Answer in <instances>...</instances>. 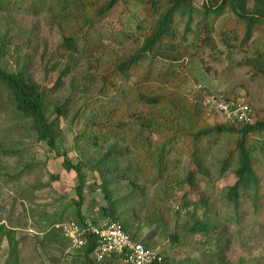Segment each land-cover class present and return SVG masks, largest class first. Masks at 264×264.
Segmentation results:
<instances>
[{
    "label": "rangeland",
    "instance_id": "obj_1",
    "mask_svg": "<svg viewBox=\"0 0 264 264\" xmlns=\"http://www.w3.org/2000/svg\"><path fill=\"white\" fill-rule=\"evenodd\" d=\"M194 4L201 9L203 0H194ZM252 6L253 0H248V7ZM226 15L219 17L215 29ZM199 18L195 15L191 28ZM177 22L181 35L186 23ZM140 25L148 27L149 23L139 4L120 1L95 26L93 37L101 43L98 49L92 55L76 53L64 45L62 24L47 1L28 0L8 10L0 9V45L7 47L4 63L8 70H25L42 86L52 87L61 71L67 72L61 87L47 94V101L48 105H60L69 99L70 114L60 118L63 136L58 142L82 166L84 218L105 217L101 208L109 203L101 175L92 165L115 143L123 155L110 163L118 166L107 175L113 181L110 190L121 213L118 220L129 222V232L136 234V240L167 252L174 264H210L222 248L228 264H264V131L257 136L253 151L259 178L257 199L242 191L238 206H234L225 195L237 180L236 157L222 171L228 138L214 135L206 139L201 146L208 149L200 153L197 148L201 147L194 144L191 135H178L170 144L167 134L152 126L153 121H162L156 108L133 99L136 94L169 90L170 96H181L182 102L190 103L194 92L203 96L225 92L245 95L256 111H262L264 75L254 74L243 57H230L217 31L212 34L213 45L205 46L192 30L180 45L179 61L148 55L128 71L126 78L116 79L115 85L102 93V66L138 47ZM148 68L155 76L140 87ZM111 99L121 107V122L112 127L108 143L91 146L81 136L90 107ZM206 118L209 124L221 123L219 117ZM31 126L30 119L16 112L9 87L0 80V223L16 230L17 264H85L83 248L75 245L63 228L79 219L73 200L80 179L74 170L65 169L62 156L48 153L47 144L37 139ZM123 132L124 139L119 137ZM161 143L168 152V178H158L154 165L145 159L146 153ZM202 196L207 205L201 202ZM194 217L208 219L214 228L206 235L191 232ZM57 226L62 232L53 243L43 244L42 234ZM173 234L178 236L176 243L172 242ZM8 250L5 239L0 244V264H6ZM104 264L124 263L115 260Z\"/></svg>",
    "mask_w": 264,
    "mask_h": 264
},
{
    "label": "trees",
    "instance_id": "obj_2",
    "mask_svg": "<svg viewBox=\"0 0 264 264\" xmlns=\"http://www.w3.org/2000/svg\"><path fill=\"white\" fill-rule=\"evenodd\" d=\"M27 1L0 0V9L8 10L16 4H24ZM45 1H47L54 17L62 24L64 30L63 43L66 48L76 53L83 51L87 55H92L98 49V44H101L100 40H95L93 37L95 26L114 9L116 4L120 1L127 2L128 0ZM131 1L139 4L145 12L149 26L140 25L142 27V40H139L137 48L118 55L111 62H107L105 66H102L103 74L99 80L102 93H107L115 85L116 79L126 78L128 71L137 67L144 60V57L148 55L153 58L163 57L172 62L179 61L181 59L180 45L185 42L186 33L192 32V30L196 35L195 39L203 42L205 46H208L209 43L213 45L212 34L217 31L230 57L235 55L243 57L245 63L250 66L254 74L264 75V0H253L251 8L248 7V0H203L201 9L195 6L194 0ZM225 13L229 15L224 17L220 28L215 29L217 20ZM195 15H199L200 18L194 28H191ZM178 19H180V22L185 20L186 23L185 31L181 35L178 34L176 28L179 23L177 22ZM177 38H179V41H177ZM6 54L7 47L1 44L0 80L4 81L9 87V95L14 109L22 118L31 120V127L36 132L37 139L47 144L48 153L62 156L65 169L68 171L74 170L77 173L80 184L76 187V196L73 202L79 218L78 221H83L85 218L81 215V207L85 180L82 166L80 163H75L69 157L67 150L62 146L59 147L58 142V139H62L63 136L60 118H66L70 114L69 99L60 105H48L47 101V94L61 87L67 72L62 70L57 77L56 83L48 88L42 86L25 70H8L4 63ZM153 76H155L154 73L148 68L140 79V87ZM72 83L74 84L73 87L76 88L74 81ZM168 92L169 90H166L162 94L150 95L140 93L134 95L133 99L137 104L146 102L151 108H156L155 113L162 121L159 123L153 121L152 126H158L159 129L165 132L167 134L166 141L170 144L175 142L178 135H191L194 144L197 147H201L197 148V152L202 151V149H205V152L208 147L202 148L201 145L206 144V139L214 135L227 137L229 141L222 161V171H225L236 157L237 167L234 171L237 175V180L228 187L225 195L226 199L234 206H238L240 194L245 191L256 200L259 178L255 171L257 160L253 155V151L257 147V136L264 131V110L256 111L253 107L258 116V120L255 123H245L240 126H227L223 123L209 124L206 112L200 103L203 96L200 92L192 94L194 101L190 103L182 102L180 100L181 96H170ZM50 108L52 111H48ZM90 109L91 112L81 136L88 144L97 147L100 143H108L110 141L112 127L119 125L121 122L120 115L122 110L121 107L119 108L114 104L112 99L103 101L95 107H90ZM48 112H51V114ZM52 114H56L54 119L50 118ZM119 137L124 139L125 132L122 135L120 134ZM154 149L146 153L145 159L154 165L158 178H164L165 176L168 178L167 166L169 165V159L168 152L165 153L164 150V143ZM118 155L123 154L120 147L113 143L110 149L106 153L101 154L92 165L101 175L102 188L109 203L107 207L101 208V213L103 216L110 215L117 220L121 217V213L116 207L113 192L110 190V185L113 181L107 175L118 167L116 165L114 168L110 164ZM142 167L145 166L143 165ZM192 174L193 171L189 173V176ZM117 177L119 175L114 177V180ZM200 200L204 205L208 204L204 196ZM122 224L129 232V222L125 221ZM189 228L193 233L206 235L214 227L208 219L194 217ZM59 232H62L60 226H57V228L53 227L42 234L41 242L45 245L53 243ZM135 237L136 234L133 238ZM5 239L9 242V257L6 260V264H17L16 230L4 223H0V244ZM171 239L173 243H176L178 236L173 234ZM94 245L95 241L91 239L84 249L85 264H104L115 261L107 259L96 262L90 256ZM223 250L222 248L221 252L214 254L215 258L211 260L210 264H228L224 261ZM162 254L164 256L163 264H174V258L170 254L165 251H162Z\"/></svg>",
    "mask_w": 264,
    "mask_h": 264
},
{
    "label": "built area",
    "instance_id": "obj_3",
    "mask_svg": "<svg viewBox=\"0 0 264 264\" xmlns=\"http://www.w3.org/2000/svg\"><path fill=\"white\" fill-rule=\"evenodd\" d=\"M206 117H219L227 126L255 123L258 116L245 95L219 92L201 98ZM97 220V221H95ZM64 234L75 245L84 249L89 241H95L90 256L96 262L118 260L124 264H163L164 256L158 248L136 240L124 228L122 222L107 215L103 219L85 218L63 226Z\"/></svg>",
    "mask_w": 264,
    "mask_h": 264
}]
</instances>
